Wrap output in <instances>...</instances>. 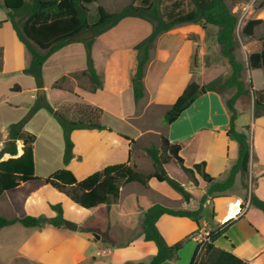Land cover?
Returning <instances> with one entry per match:
<instances>
[{
  "label": "crops",
  "instance_id": "crops-1",
  "mask_svg": "<svg viewBox=\"0 0 264 264\" xmlns=\"http://www.w3.org/2000/svg\"><path fill=\"white\" fill-rule=\"evenodd\" d=\"M120 1L107 0L110 9L113 7L110 12L119 11L116 7ZM152 29V23L146 19L126 17L113 28L92 38V60L101 81V86L96 89L85 74L87 69L85 43L69 41L50 55L43 65V87L40 89L44 90V99L54 108L83 103L102 111L100 123L105 129L79 130L72 135L73 141L74 136L80 134L93 135L95 142L99 139L108 141L106 145L109 148L96 145L91 150L92 157H96V160L103 159L104 163L93 172L127 161V152L129 156L131 147L122 137L136 141L132 146L131 164L141 172L137 163L145 160L144 148L150 144H158L160 137L164 136L172 143L181 144L180 156L185 166L192 167L194 164L205 162L206 172L210 176L224 179L230 167L238 159V143L227 135L230 113L225 103V100L235 92L234 89L224 94L202 90L196 101L175 122L170 125L163 122L167 110L189 84L204 86L230 74V66L222 56L217 42L218 28L213 25L187 23L160 35L150 50V58L143 78L144 95L136 101L133 91V78L138 65L136 47L150 35ZM261 49L260 43L249 55L260 52ZM30 60V53L8 21L7 13L3 7H0V150L5 147L3 145L5 141L11 143L9 126L25 117L29 107L38 100L36 95L39 88L34 78L24 73L29 67ZM244 63L247 66V59ZM244 76L251 83L252 90L264 91L262 70L247 69ZM55 83H58L56 88L53 87ZM236 108L238 111L236 130L242 131L245 127H249L248 135L251 141L249 170L250 178L255 181L252 192L264 202V115L255 116L252 96L250 99L239 98ZM53 119L47 111L41 109L24 127L26 132L36 137L34 164L37 178L47 177L38 174L36 145L39 141L44 140L54 145L60 155L65 151L63 131L59 124V129L54 125ZM124 127L137 130L136 136H129L123 130ZM115 141L121 142L116 150L113 147ZM22 153V147L19 151L17 149L16 157ZM79 160L81 156L76 158L73 156L65 168L74 175L76 171H82L81 178L75 175L81 180L93 172H86L78 167L76 162ZM51 162L49 158L43 160L44 166L40 167V171H48ZM173 164L176 170L174 174L179 180L186 181L187 177L180 167L174 162ZM148 166L152 168L150 161ZM38 181L40 180L23 183L15 190L26 188L28 184ZM157 183L162 184L159 181ZM136 184L138 183L121 186L118 199L108 205L91 209L75 205L65 194L58 191L76 208L87 212L84 217L73 221L77 230L71 231L65 226L62 228L22 226L25 229L20 232L21 238L16 242L15 253L7 259V262L10 261V264H135L149 261L156 254L157 248L153 242L144 240L141 223L149 207L155 203H163L153 200L152 194L148 196L149 189L146 186L138 184L139 188H137ZM190 190L193 196L190 201L195 205L194 207L192 204L191 210H196L197 202L206 193L207 186L198 180V185H192ZM250 193V188L242 187L241 177L238 175L227 196L207 200V204L213 205L212 220L217 227L232 222L226 232L214 242L215 251L232 255L244 263L250 258L249 254L242 253L241 245H247L251 250L262 242L264 245V235L249 218L256 212H261L263 215L264 213L249 206ZM130 197H136L131 205L128 204ZM137 197L148 199L153 203L146 206ZM59 203L63 206V216L67 221L65 201L58 199L50 205ZM242 205H245L243 209ZM232 211L237 212L236 215L230 216ZM55 216L54 213L48 218ZM15 225L0 231H7ZM205 225L210 224L204 219V215L200 225L187 217L161 216L156 226L165 242L168 245L182 242L177 258L163 264H191L197 249L194 236ZM240 231L244 233L242 238L238 237ZM94 235H98L99 238L96 239ZM252 259L253 261L248 264H257L259 255ZM3 263L5 262L0 261V264ZM196 264H199V260Z\"/></svg>",
  "mask_w": 264,
  "mask_h": 264
},
{
  "label": "trees",
  "instance_id": "trees-1",
  "mask_svg": "<svg viewBox=\"0 0 264 264\" xmlns=\"http://www.w3.org/2000/svg\"><path fill=\"white\" fill-rule=\"evenodd\" d=\"M159 1V2H158ZM98 0H2L0 7L5 3L8 9L7 18L16 31L20 41L25 45L31 55L29 67L24 73L34 78L37 88L43 87L42 68L50 55L62 48L69 42V38L89 28L93 29L95 37L116 26L126 17H139L152 23L153 29L150 35L136 47L138 65L135 77L133 78V91L135 100L138 101L144 95L143 78L146 65L150 58V50L156 39L174 27L187 24L213 25L218 28L217 42L220 46L222 56L227 60L231 72L223 78H218L207 85L199 86L196 83L189 84L176 102L167 110L163 122L170 125L187 110L200 96L201 91H212L224 94L230 89L235 92L225 100L230 113V123L227 135L238 143V159L230 167L224 179L210 176L206 172L205 162L194 164L192 167L184 165L180 156L181 144L172 143L164 136L160 137L158 144H150L144 148L146 157L151 162L153 172L143 174L132 165V146L136 141L125 137L131 147L128 159L125 163L114 164L96 171L84 179L78 180L72 171L64 168L59 169L46 178L35 176L34 144L36 137L24 130L30 118L41 109L47 111L59 124L63 131L65 151L63 161L68 165L73 158L74 143L72 135L75 131L86 129L103 130L100 118L102 111L98 108L77 103L72 108H54L45 99L37 100L29 107L25 117L9 126V140L21 141L23 153L17 156V145L7 143L0 151V158L3 154L10 157L0 161V198L7 192L15 190L21 184L40 180L44 185H49L60 193L65 194L75 205L91 209L101 205H108L118 199L120 188L123 185L138 183L147 186V181L155 179L167 184L174 191L190 202L192 196L186 191L183 185L168 175L162 176V170L171 162L176 163L187 179L195 186L201 180L207 186L200 205L196 210H179L155 203L149 207L141 223L144 240L153 242L156 245V254L147 262L135 264H163L175 260L182 242L168 245L160 234L156 223L163 215L176 217H187L193 219L198 225L203 217L204 205L210 198L225 197L233 188L238 175L244 188L251 187L248 198L249 206L264 213V202L259 200L252 192L255 181L250 178L251 141L248 135L249 127L237 131L235 122L238 117L236 103L239 98L252 96L254 101L255 116L264 115V91L252 90V85L243 79L246 70H262L264 74V37L261 40L262 49L260 52L251 53L247 58V66L237 57L236 29L238 17L233 14L226 3V0H187L190 9L182 10L183 0H170L168 6L162 5L160 0H133L119 11L109 12L102 6L96 8V18L90 21L89 6L97 3ZM264 20H248L242 33L251 37L255 28L263 24ZM92 40L85 41L87 51V69L85 74L89 77L93 87L101 86V81L94 68L91 44ZM58 87V83L53 85ZM69 113H72L69 115ZM245 205H242V209ZM56 212L52 218L44 216L24 215L22 217L6 218L0 215V229L20 224L25 228H44L47 226L62 228L66 220L63 216L61 204L50 205ZM212 213V217H213ZM231 221L223 226L216 227L210 231V243L207 245L205 255L215 251L214 242L222 236ZM199 257L197 249L191 264H196ZM219 264H248L222 252L219 256Z\"/></svg>",
  "mask_w": 264,
  "mask_h": 264
},
{
  "label": "rangeland",
  "instance_id": "rangeland-1",
  "mask_svg": "<svg viewBox=\"0 0 264 264\" xmlns=\"http://www.w3.org/2000/svg\"><path fill=\"white\" fill-rule=\"evenodd\" d=\"M183 1L184 2H182V10L186 11L190 9L191 7L190 4L187 2V0H183ZM129 2H130L129 0H123V1L121 0L116 8L121 10L123 7H125L124 4L128 5ZM160 2L162 3V5L165 6H168L170 4V0H160ZM226 3L229 6L231 12L238 17V25L235 32L236 40H237L236 53L238 59L243 64H245L244 62L248 58L247 56H249V53L255 50L256 45L259 46L262 38L264 37V23L255 28L254 34L251 37L245 36L242 33V29L248 20H252V19L264 20V0H226ZM99 5L104 7L109 12L113 10L112 9L113 7H111L110 9L107 0H100L98 3L89 6L90 21H93L96 18V8ZM244 75L245 72L243 73V77H244L243 79L247 83L248 80L245 78ZM248 98L250 99L251 96H249ZM56 108L70 109L72 108V106H61V107L59 106ZM71 114L72 113H69V115ZM52 121L54 125L58 128L59 126L58 123L55 121V119H53ZM123 130L126 133H128L129 136H136L137 134V130L133 128L124 127ZM94 138L95 137L91 134H80L79 136H74L73 143L75 142V148L73 149V156L74 158H76L77 156H81V160L76 162V165L82 168L83 171L86 172H93L98 168V166L104 164L103 159L96 160L97 159L96 157L94 158L92 157L93 155L91 154V150L94 149L93 147H96V145H99L102 148L108 147L106 145L108 144V141L105 140L104 142L102 139L101 140L99 139L95 142ZM122 138L125 139V137ZM7 143L8 140L5 141L3 145L6 146ZM120 143H121L120 141L117 142L115 141V143H113V147L115 150L118 149V145ZM16 145L18 151L21 150L22 142L17 141ZM110 145L112 146V144ZM64 147H65V143H64ZM63 156L64 154L60 155L59 151L54 147V145L47 143V141L44 140H41V142L39 141L36 145V160H37L38 174L48 177L54 171H57L59 169H64L65 164L63 161ZM127 157H128V152H127ZM8 158H9L8 154H3L2 157L0 158V161L6 160ZM48 158L49 160H52L51 167L49 168L48 171H40L42 165L44 166L43 160H47ZM144 159L145 160L143 162L140 161V163H137V165L142 173L145 174L147 172L151 174L153 172V168L148 166L149 160L146 157H144ZM173 165H174L173 162H171L169 165H167L164 168L166 171V175H168L169 177H171L172 179L176 180L178 183L183 185L186 191H188L191 194L190 189L192 188L193 184H189L190 182L187 178L186 181H183L181 179L179 180L178 177L174 174L176 170L174 168L175 166ZM75 175L78 178H81L83 176V172L78 170L76 171ZM241 185L242 187H244L242 182ZM135 187L139 188V185L136 184ZM146 187L149 189L148 196L152 194L153 200L160 201L163 204L170 206L171 208L179 209V210H191V208L194 205L193 201L187 203L183 196H181L179 193L174 191L165 183L158 184L156 180H148ZM249 188L251 187L249 186ZM28 196L31 197L29 198ZM202 197L200 198L199 202H197L196 207H199ZM130 198L131 199H128L129 205H131V203L134 202L136 197L133 198L130 197ZM137 198H139V200H141L143 204H146V206H149L150 204L153 203V201H148V199H141L140 197ZM58 199H61L63 200V202L64 201L66 202L65 205V216L67 217L66 222L73 224V221H77L86 215L87 212H85L80 208H76L68 198L61 196V194L56 189L52 188L51 186H44L42 181L28 184L26 188H22L20 190H15L5 194V196H3L0 199V214L5 215L7 217H22L24 215H30L35 217L38 216L51 217L54 213L56 214V212L51 209L50 203ZM208 200L211 199L209 198ZM205 206L206 208L203 211L204 219L210 224L207 226V228L210 229L216 228L217 224L215 223L216 224L215 225L212 220L213 218L212 213L214 214L213 205H211V203L207 204L206 202L204 207ZM236 213L237 212L232 211L230 213V216H234L236 215ZM249 218H250V222L254 224L256 228H258L261 234L264 235V215L261 212H256V214H251ZM223 225L224 224L218 225V227ZM24 229L25 228H23L21 225H15L14 227L7 230L10 232H7L6 230L3 232L0 231V261L5 262L3 264H10V261L7 262V259L10 258V256H12L15 253L16 242H18V240L21 238L20 232H22ZM9 233L11 234L9 235ZM243 234L244 233L240 231L238 237L242 238ZM220 239L223 240V238ZM241 246H242L241 249L243 251L242 253L247 255L249 254V258H250L248 259L249 261H245V263L252 262L253 261L252 258L259 255L257 264H264L263 242L260 243L259 246H255L253 250H251V248L249 249L247 245H241ZM220 254L221 253H219L218 251H215L206 256L204 252L198 259L199 264H219ZM12 264H17V263H12Z\"/></svg>",
  "mask_w": 264,
  "mask_h": 264
},
{
  "label": "water",
  "instance_id": "water-1",
  "mask_svg": "<svg viewBox=\"0 0 264 264\" xmlns=\"http://www.w3.org/2000/svg\"><path fill=\"white\" fill-rule=\"evenodd\" d=\"M3 9L5 11V13L8 12V9L6 8L5 6V3H3ZM95 37V33L93 31V29L89 28L87 30H84L74 36H71L69 38V41L71 42H76V43H81V42H85V41H88V40H91L92 38ZM203 91H205V89H203ZM37 99L38 100H41V99H44L45 98V93H44V90L43 89H39L37 91V95H36ZM11 143H17L16 140H11L10 141ZM10 157V156H9ZM161 175L162 176H165L166 175V171L165 169L162 170L161 172ZM65 227L71 231H76L77 230V226L75 224H72V223H69V222H66L65 223ZM96 237V239H98V235H94Z\"/></svg>",
  "mask_w": 264,
  "mask_h": 264
},
{
  "label": "built area",
  "instance_id": "built-area-1",
  "mask_svg": "<svg viewBox=\"0 0 264 264\" xmlns=\"http://www.w3.org/2000/svg\"><path fill=\"white\" fill-rule=\"evenodd\" d=\"M210 228L205 225L204 228L195 234L194 239L197 241V256L200 257L207 249L210 243Z\"/></svg>",
  "mask_w": 264,
  "mask_h": 264
}]
</instances>
